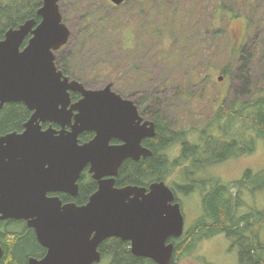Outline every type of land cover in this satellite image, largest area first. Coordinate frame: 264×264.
Segmentation results:
<instances>
[{
	"label": "water",
	"instance_id": "1",
	"mask_svg": "<svg viewBox=\"0 0 264 264\" xmlns=\"http://www.w3.org/2000/svg\"><path fill=\"white\" fill-rule=\"evenodd\" d=\"M59 1L41 0L38 22L27 20L0 40V108L21 102L33 112L24 132L0 137V221H25L33 229L46 255L28 264H99L98 248L109 238L129 242L135 257L171 264L170 240L184 232L173 191L164 181L151 183L148 191L114 188L124 161L152 155L141 142L155 135V125L143 121L134 103L115 93L112 84L89 90L57 68L55 54L70 37ZM109 1L118 6L125 0ZM70 92L81 98L68 109ZM45 120L60 126L55 137L50 129L40 132L39 122ZM87 131L94 138L79 145L78 136ZM112 139L122 144L110 146ZM86 166L98 183L86 204L47 197L76 196Z\"/></svg>",
	"mask_w": 264,
	"mask_h": 264
},
{
	"label": "rangeland",
	"instance_id": "2",
	"mask_svg": "<svg viewBox=\"0 0 264 264\" xmlns=\"http://www.w3.org/2000/svg\"><path fill=\"white\" fill-rule=\"evenodd\" d=\"M58 7L70 30L55 54L58 69L89 90L112 84L115 93L137 103L144 120L165 118L179 128L199 124L212 114L213 101L240 97L243 79L250 92L264 78V0H125L118 6L60 0ZM165 155L173 161L179 147ZM246 171H264L262 142L253 154L212 166L203 176L230 184ZM179 173L165 180L168 187L183 185ZM184 195L177 192L187 231L203 216V193ZM242 200L244 213L264 211V189L244 193ZM175 264H238V255L218 235Z\"/></svg>",
	"mask_w": 264,
	"mask_h": 264
},
{
	"label": "trees",
	"instance_id": "3",
	"mask_svg": "<svg viewBox=\"0 0 264 264\" xmlns=\"http://www.w3.org/2000/svg\"><path fill=\"white\" fill-rule=\"evenodd\" d=\"M40 5V0H0V40L8 29H16L30 19L38 22L36 11ZM243 68L244 65L240 69ZM62 73L67 76L64 69ZM248 86L245 78L240 97L235 94L225 101H213L212 114L199 124L172 127L165 118H158L155 135L145 143L152 155L138 162L126 160L120 167L116 180L119 186H147L154 181H165L179 169L178 178L183 185L173 183L172 191L185 195L194 190L203 193V216L177 241L171 264L189 256L199 243L218 235H224L231 242V248L236 249L238 264H264V243L260 240L264 232V211L255 207L246 213L242 211L245 207L242 195H255L264 189V171L254 174L246 171L240 180L230 184L203 176L212 166L253 154L258 142L264 146V78L250 92H247ZM25 114L20 104L1 110L0 134L19 129ZM175 147H179V155L170 162L165 152ZM90 187L91 183L70 200L83 203ZM206 187L209 189L204 192ZM2 227L0 223V245L4 249L0 264H26L27 257L42 253L32 232L8 238ZM128 247V243L117 238L107 239L99 247L101 264H154L149 259L133 256Z\"/></svg>",
	"mask_w": 264,
	"mask_h": 264
},
{
	"label": "flooded vegetation",
	"instance_id": "4",
	"mask_svg": "<svg viewBox=\"0 0 264 264\" xmlns=\"http://www.w3.org/2000/svg\"><path fill=\"white\" fill-rule=\"evenodd\" d=\"M27 39H28V37H27L26 40L24 41L23 46L26 45ZM54 61H55V60H54ZM57 68H58V67H57ZM65 76H66V75H65ZM80 98H81V95H80L79 93H73V92H70V105L68 106V109L70 108V106H71L72 104H74V103H76L77 101H79ZM122 98H123V97H122ZM127 100H130V101H132V102L134 103V105L137 107V111H138V113H139L137 103L134 102L132 99H127ZM12 104H20V105H22V107H23L24 110L26 111L25 117H24V119L22 120L19 129H17V130H12V131H8V132H6V133L0 134V137L3 136V135H5V134H7V133H13V132H15V133H17V134H21V133L24 132V130H25V129H24V125L30 120V118H31V116H32V113H33V112L30 111V110H29V109H28L23 103H21V102L5 103V104H3L2 107L0 108V111L3 110L5 107H7V106H9V105H12ZM76 113H77V112L74 111V112L72 113L73 116H74ZM139 116H140V115H139ZM140 117H141V116H140ZM142 119H143V118H142ZM72 120H73V118L71 119V121H72ZM143 121H147V120H144V119H143ZM150 122H153L154 125H155V128H156L155 120H154V121H150ZM38 126H39V129H40V132H45L46 130L50 129V131H51L53 137H55V129H56V130H59V129H60V126H59V125L55 124V122H51V121H48V120H45V121H43V122H39V125H38ZM65 130H70L69 126H66V127H65ZM82 136L86 137V139L83 140V139L81 138ZM93 138H94V133H93V132H90V131L83 132V133H81V134L78 136V144L80 145V144L87 143V142L91 141ZM149 138H150V137H149ZM147 140H148V138H144V139L142 140V142H141L142 147L147 148V147L145 146V143H146ZM121 144H122L121 141H119V140H115V139H112V140L109 142V145H110V146H119V145H121ZM147 149H148V148H147ZM149 150H150V149H149ZM164 152H165V151H164ZM149 157H150V156H149ZM141 159H145V158H141ZM141 159H140V160H141ZM128 160H131V159H128ZM140 160H139V161H140ZM131 161H133V160H131ZM124 162H125V161H124ZM124 162H123V163H124ZM133 162H138V161H133ZM123 163H122V164H123ZM88 169H89L88 166H86V167L84 168V170H83V172H82V174H81V177L79 178V180H78V182H77V185H78V192H77V195H76V196L72 197V196H70V195H68V194H66V193H56V194H55V193H48V194H47V197H55V195L58 196L60 199H61V197H65V198H67L66 200H65V199H64V200H63V199L61 200V201H63V204H65V203H74V204H76L77 206H81V205L86 204V203L88 202L90 196L93 195V194L97 191V189H98V183H97V181L93 180L92 176L88 173ZM119 170H120V169H119ZM83 175H85L88 179L84 178ZM118 175H119V171H118ZM118 175H117V177L115 178L114 188H119V189H120V188H124V187H127V186H135V185H123V186H119V185H117L116 180H117V178H118ZM154 182H155V181H154ZM89 183H91V187H90V188H91V191H90V193L88 194V196L86 197L85 201H83V203L78 204V203H75V202H73V201L70 200V198H75V197H77V196L79 195L81 189H82V191H84V190H85V187L88 188V184H89ZM152 183H153V182H152ZM164 183H165V181H164ZM150 184H151V183H150ZM150 184H148L147 186H138V187H144V188H146L147 191H148V187H149ZM165 184H166V183H165ZM169 188H170V187H169ZM170 189L172 190V188H170ZM173 193H174V196H175V200H174L173 203H178V204H179V206H180V210H181V213H182V206H181L182 204H181V202L179 201V199H178V197H177V192L175 191V192H173ZM184 196H187V195H184ZM182 215H183V214H182ZM183 217H184V216H183ZM0 223L3 224L2 231H5V232L9 235L8 238H11L10 235H13V234H25L26 232H32V234L34 235V239L36 240L35 233H34L33 229L29 228V227L27 226V224H26L25 221L5 220V221H0ZM184 225H185V221H184ZM184 232H185V230H184ZM184 232H183V234H184ZM181 237H182V236H181ZM181 237H180V238H181ZM180 238H177V239H171V240H170V241L173 243L174 248H175V246H176L177 241H178ZM109 239H110V238H109ZM105 241H106V240H105ZM120 241H121V240H120ZM36 242H37V240H36ZM122 242H124V241H122ZM124 243H128V245H129L128 248H129V250H130V244H129V242H124ZM37 244H38L39 247L43 250L42 253H41L38 257H33V256H29V257H27L26 264H28V261H29V259H31V258H33V259H37V260H41V259H43L44 256L46 255V249L43 248L38 242H37ZM101 245H102V243H101ZM101 245H100V246H101ZM100 246H99V247H100ZM0 247H1V250H2V256H3L4 249H3V246H2V245H0ZM98 251H99V248H98ZM2 256H1L0 260L2 259Z\"/></svg>",
	"mask_w": 264,
	"mask_h": 264
},
{
	"label": "bare ground",
	"instance_id": "5",
	"mask_svg": "<svg viewBox=\"0 0 264 264\" xmlns=\"http://www.w3.org/2000/svg\"><path fill=\"white\" fill-rule=\"evenodd\" d=\"M190 192V191H189Z\"/></svg>",
	"mask_w": 264,
	"mask_h": 264
}]
</instances>
